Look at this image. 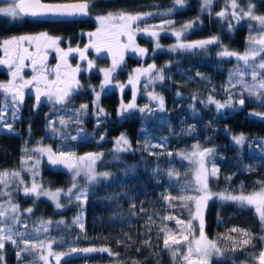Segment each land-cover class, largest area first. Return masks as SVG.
<instances>
[{
  "label": "trees",
  "instance_id": "trees-1",
  "mask_svg": "<svg viewBox=\"0 0 264 264\" xmlns=\"http://www.w3.org/2000/svg\"><path fill=\"white\" fill-rule=\"evenodd\" d=\"M252 1L257 12H264V0ZM87 2L88 15L82 19L51 22L29 18L10 20L0 15V38L44 29L49 34L59 36L61 44H77L85 49V45L96 43L101 50H108L114 44L121 47V21L116 20L106 29L100 28L99 36L89 37V33H96L99 29L95 18L109 14L119 16L120 13L133 15L150 12L152 18L156 19L160 12L168 10L175 17L174 23L200 14L201 24L184 34L183 37L187 39L214 36L226 48L240 51L246 46L250 34L244 24L229 29L224 20L219 21L211 15L212 10L220 7L218 3L225 4L226 0H213L210 13L201 11L202 0H188L185 6L176 9H173L174 0ZM246 2L237 0L238 6L233 8L228 4L226 8L231 12L244 10ZM135 39L138 46L146 49L145 61L155 65L153 73L163 69L166 79L152 82L164 99L163 111L151 105L149 108L153 111L134 109L121 118L117 117L111 124L104 115L97 116L94 121L89 114L90 98L85 89L79 96L73 95L64 107L52 104L46 110L39 108L31 111L29 123L16 120L12 143H9L7 135H0V166L6 163L2 158L6 159L12 154L14 166L23 177L31 176L50 188L68 185L69 173L51 168L35 151L34 146L38 142L49 143L55 149L63 147L101 152L96 168L100 172L110 173V176L88 184L86 196L79 206L68 202L62 209L56 210L42 197L22 196L17 184L7 185L0 190V201L9 197L19 204L22 211L32 209L31 212H22L20 218L25 233H30L33 227H42L43 221L47 228L45 231L43 227V234L53 238L59 250L75 245L108 248L112 253H89L72 258L70 262L73 263L170 264L169 251L163 243L165 232L161 229H164L165 223L175 226L172 219L164 217L177 216L179 221H183L192 212L193 199L181 198L193 197V165L189 159L183 158L185 151L193 144L215 149L209 159L218 172L216 176H208L210 189L238 194L264 185V142L260 141L264 139V117L252 115V112L264 114V106L245 93L242 94L244 105L238 108V96L235 99L237 109L226 114H221L206 102L207 97H219L224 92V75L231 60L216 56L215 43L192 51H167L154 50V37L138 33ZM158 39L162 43L172 40L167 34L160 35ZM91 48L97 53L95 47L87 49ZM89 57L98 66L108 64L105 56L89 53ZM137 62L136 58L127 55L128 64ZM122 75V71L118 72L117 77L122 78ZM89 80L96 83L98 74L91 72ZM83 86L88 85L85 82ZM126 95L125 92V98ZM193 97L198 111L191 116L187 104ZM139 99L143 101V97ZM117 103L118 96L113 90L99 97V104L113 118ZM81 105L88 107L81 109ZM61 109L77 115L76 123L83 132L80 138L62 140V133L66 129L57 120ZM51 118L53 125L48 127ZM117 131H121L130 141L129 151L117 152L112 148L108 136H114ZM228 132L244 133L248 141L239 147L231 143ZM102 134L105 135L103 139L100 137ZM170 171L171 176L168 175ZM166 196L170 199H164ZM77 216L83 230L79 223H74ZM204 231L222 251V255L211 258L208 264L252 263L255 261L253 257L258 256L264 246V222L252 205L241 206L238 202L218 198L209 200L204 212ZM244 240H250V243L245 245L242 243ZM18 251H21L20 245L7 243L2 254L5 263L14 264L29 258L25 251L18 258Z\"/></svg>",
  "mask_w": 264,
  "mask_h": 264
},
{
  "label": "snow or ice",
  "instance_id": "snow-or-ice-1",
  "mask_svg": "<svg viewBox=\"0 0 264 264\" xmlns=\"http://www.w3.org/2000/svg\"><path fill=\"white\" fill-rule=\"evenodd\" d=\"M175 4L178 6H183L185 3V0H174ZM7 6L0 7V15L11 17L12 19H20L25 16H32L36 17L39 15H46V14H52V15H60V16H72V15H88V7L89 4L87 0H84V2L76 3V4H70V5H47L41 3V0H6ZM213 3V0H202L201 3V11L211 8ZM237 5L235 4V0L232 2V7L235 8ZM148 15V14H145ZM216 15L220 18L226 17V12L221 11L216 13ZM250 19H254L260 22L262 26H264V16H255L252 14V8L249 7L248 12L244 14ZM232 17L236 19H242L243 17H238L235 12L232 13ZM100 20L102 26L107 22L111 20L118 19L122 21V23L119 25L121 31L119 34H126L128 36L129 44L123 45L121 47H130L134 52L137 54L143 56L146 52V49L138 48L134 46V40H133V31H132V25L133 22L139 21L142 19V16L140 15H130L125 13H120L119 16H113L112 14H109L107 17L101 16L98 17ZM165 23H172L171 21H166ZM193 27L192 22H188L182 26V28L178 31L173 32V35L177 37V43L173 46H171V51H192L195 49H203L207 45L217 43L218 38L212 37L210 39L206 40H197L192 41L188 43H184L181 40L182 34L186 32L187 30L191 29ZM233 27L232 24H229V29ZM140 30V29H137ZM142 31L145 34H148L152 37H156L158 35L157 32H149L148 28L142 29ZM101 32V29H98L96 33H89V37H96L99 36ZM46 40L47 47H55L57 44V39L47 37V34L41 33L37 37H30V36H21V37H14L11 40H5V51H8L9 45H19L21 42L27 40L31 42L32 40L40 41V40ZM250 43L253 45H258L259 47H250L248 48L243 55L237 54L236 52L228 51L227 49H224L223 51L219 52L218 55L221 57H236L238 61L243 62V67H239L234 71V75H238L241 77L240 80L237 81V83L241 84L243 86V90L248 93V96L251 98H254L255 100H258L261 102L262 106H264V56H261V53H264V34H262L259 38H251ZM37 47L39 49L40 45L37 44ZM88 47H95L97 51H100L101 48L96 43H90L89 45H85V49H69V52L73 51H79L81 59L85 58L84 52ZM160 45L157 44L156 48H159ZM58 53L61 54V59L64 60L66 63V57L68 55L67 52H63L61 49H56ZM111 52V48L108 49ZM25 52H27V49H24ZM46 58V57H45ZM257 58H259V62L256 63ZM24 57H20L21 65L23 64ZM123 59L122 52L120 53V60ZM42 62V61H41ZM0 63H8V61H0ZM37 60L33 59V64H36ZM118 61L113 59V68L112 69H102L101 71L105 74V83L109 82V77L111 75V72L115 70L116 65ZM59 67V66H58ZM89 67H92L91 62H89ZM155 68V65H149L147 69H136V75L134 77H131L129 79V83L133 85L134 93H133V100L135 99V85L136 82L139 79L140 75L149 74L152 73V75L149 76V83H152L154 81H163L166 79V77L163 74V69L157 70L155 73H153V69ZM79 70V66H77L76 69H73V73ZM250 70V71H249ZM20 72V65L17 66L16 71L12 72L13 80H10L7 85H0V88H3V90L7 92H13V102L16 100L23 101L24 93L23 89L32 81H24L20 85H16L14 83V80L17 76H19ZM199 75V74H198ZM246 75L251 76V81L244 80V77ZM34 80L39 83L41 77H34ZM74 79V77H73ZM76 85L78 86V81L76 82ZM72 84L69 83L64 89H62L57 95H56V103H64L65 98L69 96L70 92L69 89L72 88ZM42 95H48L49 99H51V93L50 92H42L39 87L36 88V100L39 103L40 98ZM179 95V93H177ZM99 98V94H97V99ZM149 98L153 101H157L159 103V110H164V99L162 96L155 94V93H149ZM195 99V97H193ZM209 103H215L217 110H221L224 108L232 107L231 103V97L229 102L221 104L218 101H215L211 96L208 98ZM239 105L242 107L245 103V98L241 97L238 101ZM88 105H81V109H86ZM136 108L135 103H129L127 105L122 104L121 105V113L128 112L131 109ZM141 112L145 111H153V109L149 108L147 105L144 108L139 109ZM98 113H103L104 110L102 108L97 109ZM15 114V113H14ZM252 115L262 116L264 117V114L261 113H252ZM61 124H64L65 121L61 120ZM9 131L12 130V126L9 124L8 126ZM227 131V129H226ZM72 139H76V137H72ZM103 139V137L101 138ZM233 142L236 145H243L246 142V137L241 135H234L232 137ZM117 152L121 151H129L130 150V141L126 138L125 135H121L117 141ZM150 145H146V147H149ZM194 148L197 149V151L192 152L191 154L185 155L184 159L193 160L194 157H198V159H195V163L198 164V168L196 171V179L197 182L201 185L200 191L203 193L199 197H182L181 199H194L196 203V212H195V218L200 221V238L199 240H195L191 242L188 246V253L183 257L185 261L188 262V264H208L209 258L213 255H222L221 249L217 246V244L214 241H210L206 238L204 233V216H203V210L207 204V202L211 199H213V196L220 200H231L238 202L241 206L244 205H254L256 207V211L260 215V219L262 222H264V190H261L260 192L253 193L249 196H234L230 194L225 193H216L213 194L208 191V185H207V178L209 175L216 176L218 169L215 165H213L211 172L209 173L208 169L205 166V158L214 154L215 149H204L203 151H199V145H194ZM37 151L41 152H47L49 162L52 165H63L66 168H68L71 171L75 172V176L73 177V188H70L65 195H72L75 194L77 200H80L82 197L86 196V193L84 191H78L76 193H73V189L76 188L75 179L76 176H79L81 172H83L88 180V183H94L97 180L103 178L108 179L110 176V173L103 172V173H97L95 170V165L98 160L101 159L102 154H93L88 153L85 156L76 157L75 153L72 152H64L59 151V154L53 153L51 149H37ZM171 155V153H169ZM37 163H39L37 161ZM35 174V173H34ZM20 174L18 172H12L9 173L7 171L0 172V183H3L5 186H7L9 178L10 177H18ZM169 176L172 175V172L170 171L168 173ZM20 183H23V181H20ZM43 195L47 196L49 199L56 201V207L60 208L61 204L58 202L59 197L61 195V190L57 189L55 192L46 190L42 188L40 185H37L33 183L31 188H24V195L30 196V195ZM164 199L168 200L169 197H164ZM3 206L0 205V209H2ZM28 212H31L32 209H27ZM19 212L18 205L10 204L9 208L7 210H0V223H4L5 221H10V224L14 225L19 223V217L15 214ZM9 213L12 215L10 216ZM151 219V218H150ZM164 219H173V217L168 216L164 217ZM59 223H63V221H60ZM74 223H79L81 229L83 230V224L80 222V217L77 216V219L74 221ZM182 223L181 221L177 220V224ZM41 226L44 227V230L47 231V228L45 226V222L41 221ZM191 227V222H189V228ZM162 232H165L164 235V246L165 248H169L171 245H176L181 243V240L177 238L175 234L167 233L165 229H161ZM233 231H236V229H233ZM24 233L20 232H14L12 227L5 223L4 227H0V261L4 259V256L2 255L3 250L6 247L7 243H11L12 245H19L23 244L24 247L21 249V251H18L16 253L17 257L19 258L21 255V252L31 250H40V255L38 256V261H42L43 264H49V258L54 257L56 260V264H60L61 258L64 255H67L68 253H54L51 251V244H48V254L44 255V247L45 242H33L28 239H16L15 237H23ZM184 240H187L188 237L184 236ZM264 239V237H262ZM195 244V249H193L192 244ZM243 244L247 245L250 243V240H244L242 241ZM108 252L110 255L112 254L108 248H85V249H77L72 248L71 252ZM178 250L173 251V256L176 255V252ZM195 251L198 254L197 261H192V253ZM253 259L257 262V264H264V250H261L258 254V256L253 257Z\"/></svg>",
  "mask_w": 264,
  "mask_h": 264
},
{
  "label": "rangeland",
  "instance_id": "rangeland-1",
  "mask_svg": "<svg viewBox=\"0 0 264 264\" xmlns=\"http://www.w3.org/2000/svg\"><path fill=\"white\" fill-rule=\"evenodd\" d=\"M187 2H188V0H185V3L183 6H185L187 4ZM232 2H233V0H226V2H225L226 5L224 3H218L220 7L218 6L219 8L217 10L216 9L212 10L211 15L215 16L219 21L224 20L226 22L228 28H229V24H232L233 26L238 25V24H244L246 26L247 30L250 32V34H249V36H247L246 46L240 51H234L233 49L226 48L219 41L217 43H215L216 44V49H215L216 56H218L220 58H226V59L231 60L230 67L224 75V88H225L224 92L223 93L221 92V95L219 97L211 96L215 101H218L221 104L229 102L230 97H231V103L233 106L219 110L220 112H222L221 114L230 113V112L236 110L237 104L235 103V99L238 96L242 97L243 93H245L247 95H248V93L243 90V86L241 84L237 83V81L240 80L241 77L233 74L234 71L238 68V66L241 68L243 67V62L238 61L236 59V57H221L218 55V53L223 51L224 49H227L228 51L236 52L237 54L243 55L248 48L253 47V46L259 47L258 45H253L252 43H250V39L251 38H259L262 34H264V26H262L259 21L254 20V19H250L244 15L246 12H248L249 7L251 6L253 15L264 16V12H257L255 10V8H254L255 2L252 0H247L244 10L240 9V10L233 11L237 14L238 17H243L242 19L233 18L232 17L233 12H231L230 10H228V8H226V6H229L228 4L232 5ZM235 4L238 6L237 0H235ZM5 6H7L6 0H0V7H5ZM179 7H182V6L176 5L174 2L173 9H176ZM204 11L210 13L211 8L205 9ZM221 11L226 12L225 18H220L216 15V13L221 12ZM145 14H148V15H145ZM133 15L142 16L141 20H139L138 22L137 21L133 22V25H132V31L134 33V35H133L134 46L138 47V48H142V47L137 45L136 39H135V34L140 33V34H144L147 37H152L148 34H145L142 31V29H144V28H148L149 32L154 31V32L158 33V35L156 37H154V39H153L154 50L159 49V50L171 51L170 50L171 46H173L177 43V37L175 35H173V32L180 30L182 28V26L188 22H192L193 27L182 34V37H181L182 42L188 43V42L197 41V40H206V39H210V38L214 37V36H212V37L194 38V39H187V38L183 37L184 34L188 33L189 31H191L194 28H197L201 24L202 19H201L200 14H198L197 16H194L193 18H190V19L186 18V19L180 21L179 23H174L175 17H173L170 14V10L160 12L156 19L152 18L153 14L150 12L149 13H136ZM107 16L108 15H105L104 17H107ZM113 16H116V15H113ZM7 18H9L10 20H14L11 17H7ZM15 20H17V19H15ZM116 20H118V19L107 21L103 26H102V24L98 18H95L94 21L97 24L96 25L97 28L106 29V27H111V24L115 23ZM166 21H171L172 23H170V24L165 23ZM121 23H122V21H121ZM137 23L139 24V27H137ZM137 29H140V30H137ZM162 34L169 35L172 38V40L170 42H167V43H162L158 39L159 36ZM21 36H30V35H18V36H11L8 38H4V39L0 40V46L2 45V43L5 40H11L14 37L18 38ZM30 37H32V36H30ZM57 41H59V39ZM30 43L31 42L25 40V41L21 42L20 44L30 45ZM128 44H129L128 36L126 34H123V41L121 42V46L128 45ZM157 44L160 45L159 48H156ZM9 48L10 47H8V49ZM110 48H111V52H109L108 54L105 55L106 57H108V64L106 66H103L102 68L97 69L99 72L100 78L93 86L88 88V90L86 91V93L91 94V98H90V102H89V104H90L89 114L94 118V121H95L96 117L99 115L107 116V118L111 117V115L108 112H106L101 107V105L99 104V98L97 99V94H99V97H100V95L102 93H104L106 91H110V90H115L120 97V101L117 104V107L115 110L116 116L118 118H120L125 113H127V112L121 113V105L122 104L127 105L129 103L134 102L136 105V108H134V109H141V108H144L146 105L148 107L153 105V106L159 108V103L157 101H153L149 98V93H155V94L162 96L161 93L155 89L154 83H149V75L151 73L139 76V79L135 85V99L134 100H133V93H134L133 85L129 83V79L136 75V72H135L136 69H147L149 65H153L151 61H147V62L145 61L146 52L143 56H141V55L137 54L136 52H134L132 50V48H130V47H120L116 44L112 45ZM81 49H84L83 46L81 47ZM92 50H94V49H92ZM195 50H197V49H195ZM121 52L123 54L122 60H120V53ZM101 53L103 54V52H101ZM97 54H100V53H97ZM127 55H131L133 58H136L138 62L133 63V64L132 63L128 64L127 63ZM261 56H264V53H261ZM114 57L118 61V63L116 65L115 70L111 72V75L109 77V82L105 83V74L101 70L102 69H112ZM258 62H259V58H257L256 63H258ZM121 71L123 72L122 78H118L117 74H118V72H121ZM244 80L251 81V76L246 75L244 77ZM78 88L79 87L77 86V89ZM125 92L127 94L126 98L124 97ZM140 97H143V101L141 99H139ZM208 98L209 97L206 98L207 103H209ZM65 99H67V98H65ZM47 100H48L49 104H51V105L52 104H54V105L63 104V103H60V104L56 103V95H54V94H51V99H49V96H48ZM248 100H250V99L248 98ZM209 104H211L213 106V108L216 111H218L215 103H209ZM187 106H188L187 111L191 116H194L197 114L198 110L194 106V99L193 98L188 100ZM98 108H102L104 110V112L98 113L97 112ZM134 109H131V110H134ZM131 110H129V111H131ZM77 118L78 117H77V115H75V113H73L71 111H67V110L64 111L61 109L60 114L57 116V120L59 121V123L61 120L65 121V123L62 124L66 129V131L64 133H62V140L63 141H66L67 139H72V137H76V139H77L83 135V132L79 128V125H77V123H76V121L78 120ZM52 120H53V118H51L48 121V123H47L48 127H51L53 125ZM228 134H230V141L233 144H235L233 142V139H232V137L234 135L243 134L246 137V134H244V133L232 134V133L228 132ZM121 135H122V133H118L115 136H108V138L111 139L110 143H111V146L114 150H116V148H117L116 141ZM104 136L105 135L102 134L100 137H104ZM246 141H248L247 137H246ZM260 141L264 142V139H260ZM194 145H199V144L197 143V144L191 145V147L185 151L186 155L191 154L194 151H197V149L194 148ZM238 146L240 147L241 145H238ZM201 147L202 146L199 145L198 150H200ZM34 149L37 152V154L40 157H42L45 160V162H47V164L49 166L66 170L69 173L70 181H69L68 185H66L65 187H52V188H50V187L41 185L39 182L34 181L33 179L24 180V178L21 176V173L18 170H15V171L7 170V169L0 170V172H4V171H7L9 173L18 172L20 174L18 177H14V178L10 177L7 185L17 184L19 193L24 197H27L24 195V188L25 187L31 188L33 183L40 185L42 188L49 190V191H52V192H55L57 189H59V190H61V195H60L59 201H58L61 204L60 208L56 207V201L49 199L47 196H43V195L37 196L35 194L30 195V196L32 198L42 197V198L48 200L56 210L62 209L65 205H67L68 202L69 203L70 202L75 203L76 205L79 206L81 204L80 201H82L84 199V197H82L80 200H77L75 194H72L70 196L65 195V193H67L70 188H73V183H74L73 177L75 176V172L69 170L68 168H66L63 165H52L49 162L47 152L37 151V149H51L52 152L56 153L57 155L59 154V151L72 152V153H75V152L72 151L71 148L58 147L57 149H55L49 143L36 144L34 146ZM208 149H214V147H208ZM80 153H75V154L77 155V157H81ZM93 154H101V152L98 150H95V151H93ZM209 158H210V156L205 158V166L210 173V171L212 169V163L210 162ZM195 159H198V157H194L193 160H190L192 162V165H193L192 176H193V180H194L193 181L194 186H193L192 192H193V197H199L203 193L200 191L201 185L197 182V179H196V171L198 168V164L194 162ZM95 170L97 173H103V172H100L97 170L96 165H95ZM207 180H208V178H207ZM20 181H23V183H20ZM75 184H76V188L73 189V193H76L78 191L86 192V186L90 183H88L86 175L83 172H81V174L79 176H76ZM207 185H208V183H207ZM3 187H5V185L3 183H0V190H2ZM261 190H264V185H262L256 189H253L249 192H246V193H238V194L236 193L235 194V193H229V192H223V191H215V190L210 189L208 186V191L213 193V194L225 193V194H230V195H234V196H240V195L249 196V195H252L253 193L260 192ZM214 198H216V197L213 196V199ZM10 204H15V205H18V207H19V212L17 214H15L19 217V223L12 225V224H10V221H5L4 223H0V227H4V224L7 223L12 227L14 232L24 233L23 237H15L16 239H18V240L28 239L30 241L37 242V243L40 241H44L45 242V247H44V252H43L44 255L48 254V247H47L48 244H51V251L54 253H68L67 255L62 256L60 264H80V263L70 262V260L74 257L83 256V255H86L89 253H93V252H81V251L71 252L72 248H77V249L95 248L92 246L78 247L75 245H70V246H67L64 250H59L55 245L54 239L51 237H46L43 234V227H33L32 231L30 233H25L23 228H22V221H20V218L22 216V212H27V211L26 210L22 211L19 204L17 202H14L9 197H5L4 199H2L0 201V205L3 206V208L0 210H7L9 208ZM252 206H253L256 214L258 216H260L259 213L256 211V207L254 205H252ZM205 208H206V206H205ZM205 208L203 210V216H204ZM195 212H196V203H195V200L193 199V208H192V212H191L189 218L181 221L182 223L177 224V220H179V219L177 216H173L172 220L175 222L174 223L175 226L171 225L170 223H165L163 225V228L166 230L167 233L175 234L177 236V238L181 240V243L176 244V245H171L168 248L170 260H171L170 264H188V262L183 259V257L185 255H187V253H188V246L191 242H193L195 240H199V238H200V221L195 218ZM9 215L11 216L12 214L9 213ZM189 222H191L190 228H189ZM204 233H205V231H204ZM184 236H187L188 239L184 240L183 239ZM205 236L208 240L213 241L206 235V233H205ZM19 245H20L21 249L24 247L23 244H19ZM192 247H193V249H195L194 243L192 244ZM174 250H178L176 252L175 256H173V254H172ZM261 250H264V246L262 247ZM25 252L29 258L27 257L28 259L26 261H19V262H16L14 264H43L42 261H38V259H37L38 256L40 255L39 249H37V250L29 249L28 251H25ZM97 252H99V251H97ZM2 254H3V252H2ZM215 256H218V255L213 254L209 258V260ZM197 258H198V254L195 251H193L192 257H191L192 261H197ZM0 264H6L4 259L2 261H0ZM49 264H53V262L51 261L50 258H49ZM109 264H122V263L114 262V263H109ZM238 264H257V262L254 261L252 263H238Z\"/></svg>",
  "mask_w": 264,
  "mask_h": 264
},
{
  "label": "flooded vegetation",
  "instance_id": "flooded-vegetation-1",
  "mask_svg": "<svg viewBox=\"0 0 264 264\" xmlns=\"http://www.w3.org/2000/svg\"><path fill=\"white\" fill-rule=\"evenodd\" d=\"M36 20H45V19H36ZM68 20H72V19L49 20V21L58 22V21H68ZM41 33H45L47 34V37L55 38L57 40L60 38L57 35L49 34L44 29H39L33 32H23L18 35H30L32 37H37ZM2 39L4 38H0V40ZM37 44L40 45L39 49L37 47ZM46 44L47 41L44 39L40 41L32 40L30 45H26V44L9 45L8 47L10 48L8 49L7 52L5 51L4 42L0 46V61H8V63H0V85H7L10 80H13L12 72L16 71L18 65H20V72H19V76L15 78L14 83L16 85H20L26 80L32 81V83L28 84L23 89V93H24L23 101L16 100L15 102H13L12 99L13 92L6 93L3 90V88H0V135L3 136L7 135L9 143L10 141L12 143V137L15 134L14 125L16 120L18 119L24 120L27 121V123H29L31 111H35L39 108L42 110H46L51 105L47 100L48 95H42V100H40V102L38 103L35 97L36 95L35 92L30 90L32 86L39 87L42 92H50L51 94L57 95L62 89H64L69 83H71L73 86L71 89H69L70 94L69 96L66 97L67 98L65 99L66 101L61 105H57L64 107V105L68 101H71L70 98L73 97V95L79 96L80 94H82L83 91H85V89L88 90V88H90L95 84V83H91L89 80V76L91 72H96L98 74V80H99L100 75L97 69L106 66V65L103 66L96 65L95 60L92 57H89V53L93 55L100 53L98 55L105 56L110 52L109 50L104 49L101 51H97L96 53L95 50H92L93 48L86 49L84 52L85 58L81 59L79 51H73V52L68 51L70 48L81 49V47H79L77 44L73 46L61 44L60 39L59 41H57L55 47H47ZM57 48L61 49L63 52L68 53L66 57V63L64 62V60L61 59V54L57 52L56 50ZM24 49H27V52H25ZM101 52H103V54ZM21 56L24 57L22 65L20 62ZM106 58L108 60V57ZM33 59L37 60L36 64H33ZM89 62H91L92 64L91 68L89 67ZM77 66H79V70L73 73L72 70L76 69ZM34 77H41L39 83H37V81L33 79ZM77 81L79 87L78 89L76 85ZM85 82L87 83L88 86H83V83ZM115 93L118 96V103H119L120 97L116 91ZM86 94L89 98H91V94L89 93ZM238 108H241V106L238 105ZM116 119L117 116L116 113H114V118L112 116L108 118L109 124L115 122ZM9 124L12 126L11 131H9L7 127ZM118 133H121V131H117L115 135H117ZM37 144H42V143L38 142ZM0 147H2L1 144ZM72 151H74L75 153L81 152L80 154L82 156V154L87 150L78 151L76 149H72ZM12 156L13 155L11 154L6 159L5 157L2 158L3 162L6 163L3 164V166H0V170H4V169L13 170V171L18 170L21 173V171L14 166V160L12 159ZM75 156L77 157L76 154ZM54 169H60V168H54ZM23 178L24 180L33 179L34 181H37L35 178H32L31 176L27 178L25 177Z\"/></svg>",
  "mask_w": 264,
  "mask_h": 264
},
{
  "label": "water",
  "instance_id": "water-1",
  "mask_svg": "<svg viewBox=\"0 0 264 264\" xmlns=\"http://www.w3.org/2000/svg\"><path fill=\"white\" fill-rule=\"evenodd\" d=\"M84 2V0H63V1H49V0H41V3L43 4H47V5H70V4H76V3H81ZM26 18H30V19H45V20H64V19H82L85 18L86 15H72V16H60V15H52V14H46V15H39L36 17H32V16H25ZM36 87L32 86L31 87V91L35 92L36 94ZM36 97V95H35ZM240 97L236 99V103L239 105L238 101H239ZM40 100H42V96L40 98ZM253 113V112H252ZM261 117V116H260ZM208 147H202L199 151H203L204 149H206ZM92 150L86 151L82 154V156H85L88 153H92ZM51 261L53 262V264H56V260L54 259V257H50Z\"/></svg>",
  "mask_w": 264,
  "mask_h": 264
}]
</instances>
